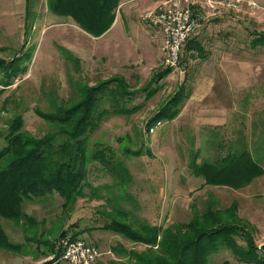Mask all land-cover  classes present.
<instances>
[{
  "label": "rangeland",
  "instance_id": "1",
  "mask_svg": "<svg viewBox=\"0 0 264 264\" xmlns=\"http://www.w3.org/2000/svg\"><path fill=\"white\" fill-rule=\"evenodd\" d=\"M112 1L98 17L92 5L83 9L81 0H0V58L10 63V69L16 65L26 67V71L8 78L11 83L8 85L3 82L6 68L2 66L0 70V82L5 87H0V149L6 145L8 121L14 114L22 113V130L41 135L51 128L36 110L52 112L57 103L63 105L77 99L83 84L92 85L115 76L124 78L129 89H142L155 71L167 67L159 47L162 38L159 29L140 17L145 11L143 7L152 3ZM253 1L258 5L255 10L230 11L206 24L200 21L192 33L202 40L206 54L190 59L181 52L186 60L153 83L158 88L152 96L146 97L147 91L139 89L130 104H141V108L127 115L105 116L90 134L91 143L100 141L115 149L112 150L115 159L128 172L123 185L125 191L119 185L113 186L116 180L104 174L105 169L99 163H89V167L95 168L90 169L85 180L86 194L76 199L68 217H65L67 209L65 212L60 206L64 199L55 192L44 201H25L24 207L34 218L39 220L45 215L37 234L27 232L22 224L1 219L9 240L19 246L16 250L0 249V264H66L57 248L62 231H66L65 236L76 234L75 238L94 245L101 252L95 264H108L110 259L121 258L111 250L117 244L139 251L142 246L100 227L108 217H115L110 210L119 205L132 211L131 220L159 223L163 228L189 221L195 212L201 213L209 204L216 209L227 208L229 213L221 216L237 218L224 220L242 228L257 248L264 245V187L261 186L264 150L253 155L245 147L247 137L246 141L243 136L237 137L238 149L247 150L248 158L252 157L262 171L245 185L237 177V159L233 154L238 149L222 147L224 139L237 130L238 120L245 123L246 126L241 124L243 129L263 134L264 49L252 48L250 40L258 32H264V0ZM189 78L195 81V89L209 79L217 84L214 90L230 84L227 91L230 94L224 92L227 105L221 97L213 98L209 94L213 99L204 97L195 107L205 110L204 117L199 119L205 124L214 126L216 119L226 118L223 129L211 128L205 133L193 129L195 134L189 136L186 132L191 124L189 117L184 114L174 119L188 97L186 91L172 119L154 120V115L174 95L180 94V88L189 84ZM258 114L259 119L254 118V123L248 126L247 118L251 120L252 115ZM232 144L228 142V146ZM121 147L129 150H119ZM224 164L228 174L223 182H216L221 180V176L216 177ZM206 173L208 177L203 176ZM116 219L130 221L127 217ZM197 219H203L198 221L204 223L207 217ZM60 224L64 228L60 229ZM207 227L204 225L205 230ZM29 236L34 238L29 240ZM242 240L237 234L223 233L216 249L208 253L207 264H248L238 261L241 250L237 248L241 247L237 245L245 246ZM256 254L261 257L260 253Z\"/></svg>",
  "mask_w": 264,
  "mask_h": 264
},
{
  "label": "trees",
  "instance_id": "2",
  "mask_svg": "<svg viewBox=\"0 0 264 264\" xmlns=\"http://www.w3.org/2000/svg\"><path fill=\"white\" fill-rule=\"evenodd\" d=\"M111 1L81 0V3H83V9H88V5H92L96 9V15L101 17ZM113 3L114 1L110 4L113 5ZM225 15L213 17L203 23L206 24ZM193 33L188 36L181 48V52L187 54L190 59L206 54L202 40L196 38ZM250 46L252 48L260 46L264 49V32H258L250 40ZM182 58V53H180L179 64L186 60ZM9 64L0 58V70L2 66L6 68L5 79H3V82L7 83L5 85L11 84L8 80L19 71H26V67L22 68L17 65L10 69ZM171 71L172 69L168 67L155 71L150 82L139 89L147 91L146 97L152 96L158 88L153 86V83L166 77ZM149 85L151 86L149 87ZM139 89H129L124 78L115 76L101 79L92 85L83 84L77 99L67 101L68 103L63 105L57 103L52 112L36 110L51 128L41 135H33L22 130V113L14 114L8 121L9 125L5 134L6 145L0 149V249L16 250L19 246L9 240L1 224V219L11 220L15 225L22 224L26 228L25 230L33 235L43 227L45 215H42L43 217L39 220L34 218L24 207L26 200L44 201L45 198L56 192L64 199L60 206L64 211L67 209L65 217H68L69 209L74 206L76 199L83 198L86 194L83 191L85 180L90 169L94 170L95 168L89 167V163H99V166L105 169L104 174H109L114 181L116 180L113 186L119 185L122 188L123 185L125 186L128 172L124 171L122 162L115 159V152L112 151L115 149L100 141L91 143L90 134L105 116L110 114L127 115L141 108V104H130L139 93ZM183 95H185L184 86L180 88L179 95H174L168 104L154 115V120L158 121L161 117L172 119L179 111L178 104ZM108 150L111 152L108 153ZM119 150H129V148L121 147ZM248 155L250 154L247 150H237V154H233L237 159V177L242 179L241 184L245 185L252 179L251 177L262 172L261 169H258L257 163H253L252 157L248 158ZM203 166L204 164L201 165L202 168ZM225 169H227V164H224L223 168L219 170L216 178L221 176V180L217 179L216 182H223V178L228 174ZM208 172L211 171L207 170ZM207 173L203 176L208 177ZM94 195L96 194L90 196ZM227 210V208L216 209L209 204L204 207L201 213L200 211L195 212V216L189 221L163 228L161 225L146 221L135 222L131 220L132 211L124 209L121 205L116 206L110 210L115 217H108L100 227L122 235L142 248L138 251L135 248L117 244L111 250L113 253L121 255V258L110 259L107 263L207 264L208 253L216 249V242L223 233L227 232L230 235L237 234L238 237H243L242 241L245 242V246L237 245V247H241V249L237 248V250H241L238 254L239 262L262 264L264 262V245L257 248L254 241L244 233L242 228L230 225V221L224 220L237 218L232 214L231 217L221 216L229 213ZM117 217L123 219L127 217V219L130 218V221L121 222L116 219ZM205 217L207 219L204 220V223L198 221L203 219H197ZM204 225L208 226L206 230ZM62 228L64 226L62 227L60 224V229ZM65 235H67L66 231L60 233V236ZM68 236L78 237L76 234ZM32 238L34 237L29 236L27 239L32 240ZM58 251L60 252L59 249ZM256 253H260L261 257H258Z\"/></svg>",
  "mask_w": 264,
  "mask_h": 264
},
{
  "label": "built area",
  "instance_id": "3",
  "mask_svg": "<svg viewBox=\"0 0 264 264\" xmlns=\"http://www.w3.org/2000/svg\"><path fill=\"white\" fill-rule=\"evenodd\" d=\"M246 8L255 10L258 5L253 0H161L157 7L145 10L140 17L159 29L160 50L167 67L173 69L178 67L183 43L200 21ZM2 85L0 82V87L5 88ZM58 240L59 257L66 264H95L101 255L94 245L81 238L62 236Z\"/></svg>",
  "mask_w": 264,
  "mask_h": 264
},
{
  "label": "crops",
  "instance_id": "4",
  "mask_svg": "<svg viewBox=\"0 0 264 264\" xmlns=\"http://www.w3.org/2000/svg\"><path fill=\"white\" fill-rule=\"evenodd\" d=\"M160 2H161V0H149L148 3H152V4L150 6L143 7L144 8L143 10L153 9V8L157 7L160 4ZM160 37H161V33H160ZM159 47H160V44H159ZM187 80H188V78H187ZM216 85L217 84L210 81V79L206 80L205 83L199 84V87H201V88H198V89L194 88L195 87V81L192 82L191 79L189 80V84L184 85L185 91H186V94L188 95V97L185 100L183 106L181 107L179 114L174 119H179V118L183 117L184 114L189 117L188 121H190L191 124L189 125V127L187 128V131H186L187 133H189V136H193L195 134V132H193V129L199 130V133H205V132L210 131L211 128L217 127L215 130L223 129L222 126L226 125L227 119L224 117L216 119L214 121V123H215L214 126H211L209 124H205V122L203 120L202 121L199 120L200 118L204 117L205 110L203 109V107H200V106H199L200 109L195 108L198 105L199 101L201 99H203L204 97L205 98L208 97L210 100L215 98V97H221L224 101L223 103L225 105H227L226 104L227 102L224 99L225 98L224 92L225 91L227 92L231 89L230 84H227L226 86H224V88L214 90ZM221 86H222V84H221ZM209 94L213 98L208 96ZM227 94H230V93L227 92ZM232 98H233V96H232ZM230 102H231V100H230ZM233 109L235 110V105H234ZM259 115L260 114H258L256 117L254 115H252L251 120H249L248 119L249 117H248L246 120L247 125L251 126V124L254 123L253 119L254 118L259 119L258 118ZM262 116H263L262 120H264V111L262 112ZM262 120H261V122L264 123ZM241 124L245 125V123L243 121L238 120L237 121V130H234L233 134L230 135L228 138H226V139L223 138L224 141H226V142L222 143L224 145V146H222L224 148V150H237L240 147V146H237L239 144H236L237 137H242V136L244 137L245 141H246L245 136L247 137L248 141H247V144L245 147L247 148V150H249L251 152V154H253V155L258 154L259 151L264 150V128L261 129L263 131V134L259 135V134H255V132L251 131V129H246V128L243 129L241 127ZM259 136H261V137H259ZM228 142L233 143L232 144L233 146H228ZM196 150H199V149H196ZM206 150H209V149H206ZM254 150L256 152H254ZM233 152H235V151H233ZM261 184H262L261 186L264 187V177H263V179H261ZM156 224H159V223H156Z\"/></svg>",
  "mask_w": 264,
  "mask_h": 264
}]
</instances>
